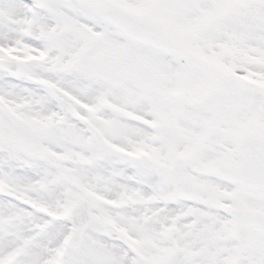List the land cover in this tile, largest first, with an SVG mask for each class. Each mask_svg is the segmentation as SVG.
Wrapping results in <instances>:
<instances>
[{
    "label": "snow or ice",
    "instance_id": "snow-or-ice-1",
    "mask_svg": "<svg viewBox=\"0 0 264 264\" xmlns=\"http://www.w3.org/2000/svg\"><path fill=\"white\" fill-rule=\"evenodd\" d=\"M0 264H264V0H0Z\"/></svg>",
    "mask_w": 264,
    "mask_h": 264
}]
</instances>
